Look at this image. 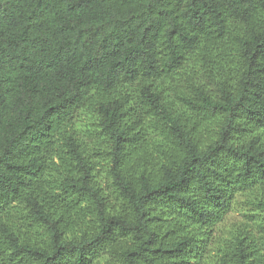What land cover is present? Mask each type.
<instances>
[{"label":"trees","instance_id":"1","mask_svg":"<svg viewBox=\"0 0 264 264\" xmlns=\"http://www.w3.org/2000/svg\"><path fill=\"white\" fill-rule=\"evenodd\" d=\"M0 264H264V0H0Z\"/></svg>","mask_w":264,"mask_h":264}]
</instances>
